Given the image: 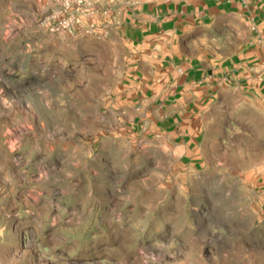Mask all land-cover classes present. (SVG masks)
<instances>
[{
	"label": "rangeland",
	"instance_id": "1",
	"mask_svg": "<svg viewBox=\"0 0 264 264\" xmlns=\"http://www.w3.org/2000/svg\"><path fill=\"white\" fill-rule=\"evenodd\" d=\"M81 16L0 0V264H264V109L180 143L120 109L125 50Z\"/></svg>",
	"mask_w": 264,
	"mask_h": 264
},
{
	"label": "crops",
	"instance_id": "2",
	"mask_svg": "<svg viewBox=\"0 0 264 264\" xmlns=\"http://www.w3.org/2000/svg\"><path fill=\"white\" fill-rule=\"evenodd\" d=\"M81 20L125 50L120 109L192 149L264 109V0H88Z\"/></svg>",
	"mask_w": 264,
	"mask_h": 264
},
{
	"label": "built area",
	"instance_id": "3",
	"mask_svg": "<svg viewBox=\"0 0 264 264\" xmlns=\"http://www.w3.org/2000/svg\"><path fill=\"white\" fill-rule=\"evenodd\" d=\"M86 0H62V7L67 17L62 18L57 24L52 26L51 31L65 30L70 33L77 29V17L82 14V8Z\"/></svg>",
	"mask_w": 264,
	"mask_h": 264
}]
</instances>
